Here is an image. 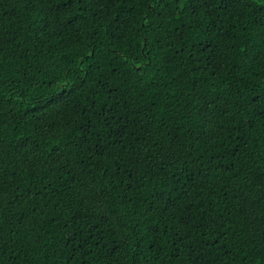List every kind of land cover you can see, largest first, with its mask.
Returning <instances> with one entry per match:
<instances>
[{
  "label": "trees",
  "instance_id": "obj_1",
  "mask_svg": "<svg viewBox=\"0 0 264 264\" xmlns=\"http://www.w3.org/2000/svg\"><path fill=\"white\" fill-rule=\"evenodd\" d=\"M0 264H264V0H0Z\"/></svg>",
  "mask_w": 264,
  "mask_h": 264
}]
</instances>
